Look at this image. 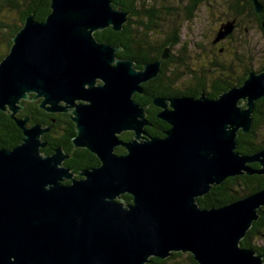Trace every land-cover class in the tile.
<instances>
[{"label":"water","instance_id":"water-1","mask_svg":"<svg viewBox=\"0 0 264 264\" xmlns=\"http://www.w3.org/2000/svg\"><path fill=\"white\" fill-rule=\"evenodd\" d=\"M251 2L260 15L263 3ZM49 10L42 22L25 17L0 61V112L23 135L0 149V264H148L173 253L196 264H264V254L240 245L264 207V189L219 208L197 202L227 178L264 176V149L236 150L264 97V70L216 98H154L169 128L150 136L146 107L133 97L159 76L168 47L137 69L94 35L128 22L112 0H49ZM233 30V21L221 26L213 43ZM30 95L41 110L70 115L73 146L99 165L74 178L61 148L41 153L51 126L16 118ZM124 132L133 133L129 141L119 138Z\"/></svg>","mask_w":264,"mask_h":264},{"label":"trees","instance_id":"trees-1","mask_svg":"<svg viewBox=\"0 0 264 264\" xmlns=\"http://www.w3.org/2000/svg\"><path fill=\"white\" fill-rule=\"evenodd\" d=\"M27 1L30 10L24 15L22 22L29 14L33 15V18L39 22L45 20L50 12L49 0ZM147 1L149 0H112L114 8H121L129 12L128 22L123 26L121 31L115 32L111 28H108L94 34L98 41L120 48L121 51L117 53V56L133 60L139 68L145 62L157 60L165 46L174 47L179 43V39L175 36H172L169 41L161 43L156 41L157 35L154 33L158 28L157 21L160 19L159 14L162 13L159 9L150 6ZM205 1L207 0H188L186 6H184L187 19H191L194 12ZM2 6L15 9L17 4L13 0H0V7ZM231 7L235 17L243 16L244 14L254 16L259 28L264 32V10L260 15H256L253 12V5L250 0H232ZM3 44L6 53L0 54V61L7 54L11 41H3L0 45ZM212 44L214 43L212 42ZM142 49H146L147 54L141 58L140 51ZM213 67L221 71L224 69L222 65L216 63L213 64ZM263 70L264 66L258 70L248 68L235 82L212 84L209 89L206 88V84H194V86L185 92H181V94L178 93V95L198 97L204 91L208 97L216 98L231 87L241 85L250 71L261 72ZM162 74L160 77L162 81L174 83L179 78V74L174 76L173 73L168 72L167 67H164ZM163 76L167 77L164 78ZM196 83L201 82L196 81ZM170 85L172 84H144L142 85L144 94L142 96L134 95L133 97L139 105L148 106L146 109V120L152 127H145V132L150 136L163 137V131L169 127L165 122L158 119V110L152 105V100L158 96L167 97V94L170 92L172 94L173 90L168 87ZM29 98L30 100L21 102L23 109L18 112L16 118H29L28 126L33 124H42L44 127L51 126L50 131L42 137V140L46 143V147L41 150L43 155H50L54 149L61 148L69 156L63 165L70 170L74 178H79V174L83 170L99 165V161L95 155L86 149L75 148L73 146L72 139L76 133L74 124L68 113L49 114L38 107L39 100H31L33 95H30ZM252 118L253 123L250 131L246 134L239 132L236 138V150L244 155H250L264 149V131H262V126L264 125V97L255 102ZM22 137V131L18 128L15 121L6 113L0 112V149H11L17 146L21 143ZM121 138L128 140L132 138V134L124 133ZM116 152L117 154H123L124 149L119 147L116 149ZM251 166L254 169L259 168L257 164H252ZM238 189L240 192H243L242 195L239 194ZM262 189H264V176H237L225 179L218 186H212L210 191L202 198H199L197 202L203 209L219 208ZM121 198L125 204H130L131 196L126 194ZM258 215L257 221L253 222L252 227L244 239L241 240L240 245L243 248L255 250L257 254H263L264 246H253L252 241L259 240L264 242V207L258 210ZM183 255L186 256L191 264H196L190 254L181 253H173L165 260L150 258L148 264H180L177 259Z\"/></svg>","mask_w":264,"mask_h":264},{"label":"rangeland","instance_id":"rangeland-1","mask_svg":"<svg viewBox=\"0 0 264 264\" xmlns=\"http://www.w3.org/2000/svg\"><path fill=\"white\" fill-rule=\"evenodd\" d=\"M259 1L264 5V0ZM187 2L188 0L147 1L162 13L159 14L158 28L154 33L157 35L156 41L161 43L170 35L179 39L171 53L182 59L184 64L178 65L175 62L170 66L174 76L179 74L177 89H189L196 84V80H201L209 89L216 78L227 74L229 68L233 79H237L248 68L258 70L264 66V32L254 16L244 14L235 17L231 7L232 0H207L199 6L191 19H187L184 12ZM18 11L2 6L0 20L14 25ZM231 21L234 22L231 35L212 44L221 26ZM5 53L4 44L0 45V54ZM215 63L222 65L223 71L214 68ZM262 127L264 131V125ZM239 194L242 195L243 192ZM252 245L264 246V242L252 241ZM177 261L180 264H191L185 255Z\"/></svg>","mask_w":264,"mask_h":264},{"label":"flooded vegetation","instance_id":"flooded-vegetation-1","mask_svg":"<svg viewBox=\"0 0 264 264\" xmlns=\"http://www.w3.org/2000/svg\"><path fill=\"white\" fill-rule=\"evenodd\" d=\"M16 4H17V7L15 8V9H17V10H19L18 12H17V18L16 19H14V25H8V23H6L5 21H3V20H0V40L1 41H11V39H12V37L15 35V33L22 27V25H23V23H24V21L22 22V18L24 17V15L27 13V12H29V10H30V8L28 7V1L27 0H13ZM251 1V0H250ZM29 15H31V14H29ZM28 15V16H29ZM257 15V14H256ZM33 16V15H32ZM160 18V17H159ZM160 20V19H159ZM13 33V34H12ZM12 34V35H11ZM172 36L170 35V37H167L164 41H169L170 40V38H171ZM229 37V36H228ZM228 37H226V38H228ZM0 41V42H1ZM164 41H162V42H164ZM169 43V42H168ZM11 45V44H10ZM165 47H168V50H169V57H168V59L167 60H165V61H163V63H162V65H161V68H160V74H159V76L157 77V78H155V79H153V80H151V81H148V82H146V83H144V84H172V85H170V86H168V87H170L172 90H173V92H172V94H171V92L169 93V94H167L168 96L167 97H160V96H158V97H160V98H165V99H170V98H175V97H180L179 95H178V93L179 94H181V92H185L187 89H185V90H180V89H177L176 88V84H178L177 82H178V80L176 81V82H174V83H171V82H167V81H162L161 79H160V77L163 75L162 73H163V69H164V67H167L168 68V72H171V73H173L174 74V71L173 70H171V64H175V62L178 64V65H181V64H184V62L182 61V59H180V58H177V57H174L173 55H172V53H171V50L173 49V47H170V46H165ZM10 48V47H9ZM9 51V50H8ZM141 53H140V56H141V58H142V56L143 55H145V54H147V50L146 49H142L141 51H140ZM8 53V52H7ZM161 55V54H160ZM5 56V55H4ZM134 57H138V56H134ZM160 57V56H159ZM140 58V57H139ZM159 59V58H158ZM133 61V60H132ZM155 61V60H154ZM149 62H153V61H148V62H145L144 64H146V63H149ZM143 64V65H144ZM142 65V66H143ZM134 66H135V68H137V69H141V68H139V67H137L136 66V64L134 63ZM164 77V76H163ZM167 77V76H166ZM166 77H164V78H166ZM159 78V79H158ZM235 80L236 79H233V77H232V72H231V70H230V68L228 69V71H227V74H225V75H221L220 77H218V78H216L214 81H213V83L212 84H227V83H230V82H235ZM196 81H200L201 83H196V84H204L201 80H196ZM144 84H142V85H144ZM142 89H143V86H142ZM204 92V91H203ZM174 93V94H173ZM205 93V92H204ZM143 94H144V90H143ZM143 94H141V95H138V96H142ZM137 95V94H136ZM155 98H157V97H155ZM152 105H153V100H152ZM154 106V105H153ZM145 107V106H144ZM147 107L148 106H146V109H147ZM157 110H158V113L160 112V109L159 108H157L156 106H154ZM146 109H145V113H146ZM146 116H147V114H146ZM159 119V118H158ZM162 121V120H161ZM148 122V121H147ZM152 127L149 123H148V125L147 126H145V127ZM169 126V125H168ZM169 128V127H168ZM167 128V129H168ZM144 131H145V128H144ZM124 133H131L132 134V136H133V133L132 132H124ZM124 133H122L120 136H119V138L122 140V141H129L130 139H128V140H124V139H122L121 138V136L124 134ZM148 134V133H147ZM163 134V133H162ZM149 135V134H148ZM119 148V147H118ZM120 148H122V147H120ZM117 149V148H116ZM116 149H115V152H116ZM124 149V148H123ZM117 153V152H116ZM124 153H125V150H124ZM123 153V154H124Z\"/></svg>","mask_w":264,"mask_h":264}]
</instances>
